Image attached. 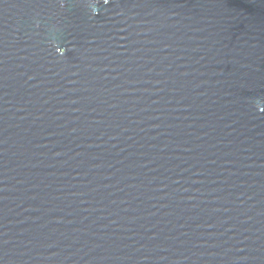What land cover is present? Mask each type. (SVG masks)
I'll return each instance as SVG.
<instances>
[{
	"label": "water",
	"instance_id": "95a60500",
	"mask_svg": "<svg viewBox=\"0 0 264 264\" xmlns=\"http://www.w3.org/2000/svg\"><path fill=\"white\" fill-rule=\"evenodd\" d=\"M0 264H264V0H0Z\"/></svg>",
	"mask_w": 264,
	"mask_h": 264
}]
</instances>
